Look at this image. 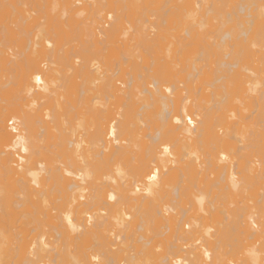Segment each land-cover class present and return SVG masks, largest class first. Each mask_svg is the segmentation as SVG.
Listing matches in <instances>:
<instances>
[{
  "label": "bare ground",
  "instance_id": "6f19581e",
  "mask_svg": "<svg viewBox=\"0 0 264 264\" xmlns=\"http://www.w3.org/2000/svg\"><path fill=\"white\" fill-rule=\"evenodd\" d=\"M102 1L58 2L51 33L45 1L0 0L18 25L0 47V264H264V163L229 135L264 123V78L243 64L264 48V0H223L213 20L239 29L204 40L192 27L215 1ZM177 20L181 38L151 39Z\"/></svg>",
  "mask_w": 264,
  "mask_h": 264
},
{
  "label": "rangeland",
  "instance_id": "374dc122",
  "mask_svg": "<svg viewBox=\"0 0 264 264\" xmlns=\"http://www.w3.org/2000/svg\"><path fill=\"white\" fill-rule=\"evenodd\" d=\"M41 1L42 2H44L43 4H44V6L45 7H48V12L46 11V10H43V11H45V13L44 12H39L40 14V16H42V17H44V21L41 19L40 21H42L41 23H46V25L44 26V23L43 24H41L42 26H41V28L40 29H45V27H47L49 24H50V26H49V32H53V29H55L56 30V28H54L55 27V21H53L52 20V18L54 19V16L55 15H53L54 13H56L57 12V9H58V2H63V0H40V4L41 5H43L42 3H41ZM102 1V0H101ZM146 2H147V0H145ZM149 1H154V0H149ZM203 1H205V0H203ZM212 1H215V3L216 4H218L219 6H220V8H219V11L218 12H213L212 13V15H210V13L207 15L206 14V12L205 11H202L201 12V15L203 16V17H200V19L201 20H203V22H200V24L198 25V23L197 24H195L192 28L194 29L193 31H195V33H197V36L199 37V35L201 36V35H203V37L201 36V40H204L205 39V37L208 39L209 37H212V36H214V34H217L218 32H220L221 30V28H222V22H220L221 21V19L220 20H216L217 21V23L215 22V20H213V18L214 19H216L215 17L217 16V17H219V15L218 14H215V13H222L223 11L225 12L226 10H227V8H226V10H224L223 9V0H212ZM254 1H256V0H254ZM51 2H52V4H51ZM54 2H55V4H54ZM57 2V3H56ZM102 2H104V0L102 1ZM175 2H177V1H175ZM178 2H180L179 0H178ZM207 2V0L205 1V2H203L204 4ZM180 3H182V1L180 2ZM179 3V4H180ZM176 4H178V3H176ZM178 4V5H179ZM54 5V6H53ZM57 5V6H56ZM153 6H155L154 4H152V9H154V8H156V6L153 8ZM33 7H34V5H33ZM6 8H8V7H4L3 8V10H4V12H2L3 10H1L0 12H2V14H4L3 16H1L0 15V28H1V26H2V28H3V30L2 29H0V47H1V45H2V47L3 46H5V44H7L8 43V45L7 46H5V48L3 47V48H1V49H4V50H6V49H8V52L10 53V47H12V48H14L15 46V44L16 43H13V42H11V43H9L7 40H9V38H10V36H8V35H10L9 33H8V27L10 28H12L13 27V30H15V32H16V29H18V28H16V29H14L15 27H17L16 26V24L17 23H13V22H10V21H12V19H13V16H12V19H10V17H9V15H8V13H7V11H6ZM55 8H57L56 9V11L52 14V12H53V10ZM150 9H151V6L149 7ZM179 8V7H178ZM2 9V8H1ZM47 9V8H46ZM53 9V10H52ZM46 12H47V16H45V14H46ZM7 13V14H6ZM6 14V15H5ZM223 14H225V13H223ZM264 14V13H263ZM35 15H38L37 13L35 14ZM52 17H50V16ZM53 15V16H52ZM213 15L215 16V17H213ZM221 15V14H220ZM206 16V17H205ZM225 15H223L222 17H224ZM4 17V18H3ZM9 19H8V18ZM45 17H47V18H45ZM51 18V20H50V22L51 23H49L48 25H47V22H45L48 18ZM264 18V17H263ZM262 18V22H261V25L263 24L264 25V19ZM3 19H5V20H3ZM154 19H156L155 17H154ZM9 20V21H8ZM55 20V19H54ZM200 20V21H201ZM1 21H2V23H1ZM8 21V22H7ZM48 21V20H47ZM206 21V22H205ZM214 21V22H213ZM10 22V23H9ZM54 24H53V23ZM219 22V23H218ZM12 23V24H11ZM204 23V24H203ZM11 24V25H10ZM218 24H220V25H218ZM5 25H6V27H5ZM8 25H10V26H8ZM54 25V26H53ZM133 25V24H132ZM136 26H137V24H135ZM133 26V28L135 29V27L136 26ZM201 25H203V26H201ZM228 25H230L229 27H227V24H225L224 26L226 27H224L223 26V28H222V31H223V29L224 30H227V29H229V28H235L236 30H238L239 29V27L237 28V27H235V23H230V24H228ZM125 26H127L128 27V25H125ZM140 26V25H139ZM159 26H161V25H159ZM158 25H156V27L158 28L159 27ZM167 26V27H166ZM182 24L181 23H179L178 22V20L177 21H175V22H172L171 23V25H164V27L163 26H161V27H159L158 29H156V30H153L152 29V31L154 32L155 31V35H153L152 37H151V39H153V40H156L157 39V37H158V32H159V34H162L163 35V33H165L164 35H170V36H172V37H177V39H179V38H181V34H183L184 32V26H182ZM221 28H220V27ZM236 26H238L237 24H236ZM51 27V28H50ZM126 27V29H128ZM217 27V28H216ZM264 27V26H263ZM7 28V30H5L4 31V29H6ZM132 26L130 27V29H128L130 32L129 33H127V35L129 36V35H134V33H132L131 31H132ZM137 28H139V29H144V27H136V29ZM182 28V29H181ZM216 28V29H215ZM220 28V29H219ZM50 29H52L51 31H50ZM125 29V28H124ZM135 29V30H136ZM142 29V30H143ZM212 29H214L213 30V32L211 31ZM54 30V31H55ZM138 30V29H137ZM180 30H181V32H180ZM183 30V31H182ZM3 33H2V32ZM122 31H124V30H121L120 32H119V34H117V36L119 37V39L118 38H116L117 40L115 41V43H113L114 44V47L112 48V46H113V44L111 45L110 44V46H109V48H108V51L106 52H103V57H104V59H105V61H104V65L106 66V68L107 69H110L109 67H111V69H113L114 70V68H115V66H116V63L119 61V62H121L122 60V58L121 57H123V56H121V55H127L126 53V51H124L125 49H126V47H124L123 48V42L124 41H126L127 39H125L126 37H128L126 34H124V35H122L121 33H122ZM134 31V30H133ZM4 32H6V34L4 35ZM51 32V33H52ZM126 32V31H125ZM161 32V33H160ZM234 32H235V30H234ZM130 33H132V34H130ZM200 33V34H199ZM203 33V34H202ZM213 33V34H212ZM235 33H238V32H235ZM152 34H154V33H152ZM212 34V35H211ZM7 35V36H6ZM166 35V36H167ZM177 35V36H176ZM179 35H180V37H179ZM121 36H122V38H121ZM155 36H156V39H155ZM196 36V35H195ZM196 36V37H197ZM9 37V38H8ZM75 37H76V35H74V38H73V34H72V36H71V39H74L75 40ZM172 37H169L168 38V36L166 37L167 38V40H174L173 41V43L175 42V39H172ZM7 38V39H6ZM204 38V39H203ZM121 39V40H120ZM128 39H129V37H128ZM130 39H131V37H130ZM130 39L129 40H127L126 41V44L127 43H131V42H128V41H130ZM158 39H160L159 37H158ZM197 39V38H196ZM78 40V39H77ZM123 40V41H122ZM199 40V39H198ZM5 41V42H4ZM6 41H7V43H6ZM118 41H119V43L121 44V46H120V44L118 43ZM4 42V43H3ZM79 42V40L77 41V44H79L78 43ZM125 43V42H124ZM4 44V45H3ZM71 44V46H73L74 45V42H72V43H70ZM73 44V45H72ZM76 43H75V45H77ZM9 45H10V47H9ZM202 45L203 44H201V45H196V48L195 49H192L191 48V46H189L187 49H186V51L184 52V56L185 57H188V58H190L191 59V57H192V55H193V57H196V55H197V58H198V52L201 50V48L200 47H202ZM262 45V44H261ZM257 46V45H256ZM255 46V49H257V50H253V48L254 47H251L250 49V52L249 53H246V59H245V62H243V64H244V66L246 67H248V65H249V63L251 64L250 66H249V68L250 67H252V66H254V67H252V69H253V71H255V70H257V71H255L254 73H257V74H254V76L258 79V80H260V81H262L263 80V78H264V75H263V73H264V69H262V68H264V48L262 47V50L260 49V45L258 46V48ZM9 47V48H8ZM67 47V46H66ZM193 47V46H192ZM194 48V47H193ZM200 49V50H199ZM246 49V48H245ZM119 50V51H118ZM121 50V51H120ZM242 50V52H243V49H241ZM249 50V49H248ZM252 51V52H251ZM255 51V52H254ZM261 51H263L262 52V54H259V53H261ZM116 52V53H115ZM118 52V53H117ZM122 54H121V53ZM125 52V53H124ZM241 52V53H242ZM246 52V51H245ZM248 52V51H247ZM108 53V54H107ZM136 52H134V54H135ZM138 53V52H137ZM195 53V54H194ZM240 53V54H241ZM255 53V54H254ZM107 54V55H106ZM143 54V53H142ZM141 54V55H142ZM248 54H250V55H248ZM121 57H120V56ZM124 55V56H125ZM136 55V54H135ZM137 55H139V54H137ZM144 56L146 55V54H143ZM142 55V56H143ZM181 55V54H180ZM241 55H243V53L241 54ZM260 55V56H259ZM106 56H108V57H106ZM143 56V57H144ZM249 56H251V58H249ZM261 57V58H260ZM114 58V59H113ZM139 58V57H138ZM254 58V59H253ZM257 58V59H256ZM113 59V60H112ZM116 59V60H115ZM118 59V60H117ZM195 58H192V60L191 61H193ZM250 59V60H249ZM102 60V59H101ZM108 60H110V61H108ZM139 60V59H138ZM258 60L260 61V62H258ZM106 61L107 62H110V63H106ZM190 61V62H191ZM201 61V62H200ZM198 60V61H196L195 63H197V65H199V66H204L203 64H205L206 66L205 67H203L204 69V71H206L207 73H209V67H208V65H207V63H205V61H203V60ZM244 61V60H243ZM258 63H260V64H256L257 62ZM113 62L115 63V64H113ZM101 63H103V60H102V62ZM109 64H112L111 66H109ZM201 64V65H200ZM246 64V65H245ZM103 65V64H102ZM113 66H114V68H113ZM124 66V65H123ZM127 65H125L124 67H126ZM260 68V70H259V68ZM106 68H104L103 70H106ZM206 68H208V69H206ZM255 68H258V69H255ZM108 70V71H112V70ZM261 69L263 70V71H261ZM107 71V70H106ZM251 71V70H250ZM259 71V72H258ZM110 72H107V74L109 73L110 74ZM261 72V73H260ZM246 73V72H245ZM260 73V74H259ZM246 74H248V73H246ZM249 75V74H248ZM254 77V78H255ZM260 77H263V78H260ZM242 79H244V78H242ZM241 79V80H242ZM78 81V80H77ZM259 81V82H260ZM239 83L237 82V85H238ZM259 87V86H258ZM258 89L259 88H257V91H258ZM263 88L262 87H260V89H259V91H261ZM259 93H257L256 95H258ZM254 96H255V94H254ZM255 97H257V96H255ZM248 99H250V98H245V100H243V101H249V102H246V104L248 105V106H250V111H251V109L253 110L255 107H254V105L255 104H251V103H253V102H255V103H257V99H255L253 102H252V100L250 99V100H248ZM110 101H111V99H110ZM113 101V100H112ZM111 101V102H112ZM107 102V101H106ZM110 102V103H111ZM262 102V101H261ZM2 102H0V104H1ZM108 103V102H107ZM260 103V101H258V104ZM250 104V105H249ZM257 104V105H258ZM253 105V106H252ZM260 106L259 107H257L258 109L260 108V111H262V107H261V103L259 104ZM252 106V107H251ZM111 107H113V105L112 106H110V109L112 110V108ZM115 107V110L116 109H118V108H116L117 107V105H115L114 106ZM114 107H113V110H112V112H115V110H114ZM249 108V107H248ZM120 109V108H119ZM117 111H119V110H117ZM262 113H264V110L262 111ZM261 113V114H262ZM255 114H259V111H257V112H255ZM254 114V115H255ZM261 114H260V116H261ZM253 115V116H254ZM257 115H255V117H253L252 116V118H251V116L249 117V118H247L246 120H244L243 121V124H242V126H240V125H238V126H236V130H230L229 132H231L229 135H230V138H233L232 139V142H235V140L237 139H240L246 146H247V148H245L242 152H241V156H240V158H243V159H238L239 161H241L242 160V162H247V161H250L251 162V160L253 161L254 159L256 160V161H260V163H264V162H262L263 160H264V155H263V153H264V123H263V121H261V119H260V117L259 116H257ZM264 115V114H263ZM262 115V116H263ZM257 116V117H256ZM262 116H261V118H262ZM259 117V118H258ZM82 118V120L84 119L83 117H81ZM254 118H256V119H254ZM264 118V117H263ZM259 120V121H258ZM264 120V119H263ZM83 121H85V120H83ZM261 121V122H260ZM83 124H84V122H83ZM240 127H244V134H238V129L240 128ZM82 128H83V125H82ZM238 128V129H237ZM81 129V128H80ZM79 129V131H81ZM85 129H86V126H85ZM84 130V129H83ZM82 130V131H83ZM81 131V132H82ZM224 131V130H223ZM236 131H237V133H236ZM83 134V133H82ZM75 135L77 136L78 135V130H77V133H75ZM81 135V133L78 135V136H80ZM249 146V147H248ZM260 150V151H259ZM253 151H255V153L253 152ZM258 152V153H257ZM262 153V154H261ZM258 154V155H257ZM263 155V156H261V155ZM244 155V156H243ZM252 155V156H251ZM254 155V156H253ZM259 155L261 156V158L259 157ZM255 156H257V157H255ZM253 157V158H252ZM263 157V158H262ZM258 160H257V159ZM244 160V161H243ZM254 160V161H255ZM255 161V162H256ZM245 164V163H244ZM247 164H249V162H247ZM247 164L245 165V167H247ZM261 164V165H262ZM253 165V164H252ZM249 166H251L250 164H249ZM248 166V167H249ZM254 166V165H253ZM262 167H264V164L262 165ZM252 170V169H251ZM253 171V170H252ZM254 172V171H253ZM255 172H256V170H255ZM256 174V173H255ZM213 175V174H212ZM212 177V176H211ZM214 177V176H213ZM259 184V185H258ZM257 184V186L258 187H260V189H262L261 188V185H260V183H258ZM258 187H256V188H258ZM259 189V188H258ZM259 192H261V190H259ZM257 193H258V191H257ZM263 193V192H262ZM262 193L260 194L261 196H263L262 195ZM259 195V194H258ZM258 198V196L256 197V199ZM261 199V201H263L264 199H263V197H261L260 198ZM259 199V200H260ZM263 199V200H262ZM254 202V201H253ZM248 204H249V206L250 205H252L251 203H249L248 202ZM264 201L262 202V203H260V201L259 202H257L256 204L254 203V205H252V207H253V209H252V211H255L256 212V214H257V218L259 219V218H261V216L264 214ZM209 221V220H208ZM210 223V222H209ZM214 224V223H213ZM261 240V242H262V239H260ZM250 241H247V242H244V243H249ZM263 243V242H262ZM260 248H261V246H259ZM261 250H263V249H261ZM262 255L264 254V251L261 253ZM2 259V258H1Z\"/></svg>",
  "mask_w": 264,
  "mask_h": 264
},
{
  "label": "snow or ice",
  "instance_id": "6c2138e0",
  "mask_svg": "<svg viewBox=\"0 0 264 264\" xmlns=\"http://www.w3.org/2000/svg\"><path fill=\"white\" fill-rule=\"evenodd\" d=\"M37 80L39 81V77H37ZM191 122V121H190Z\"/></svg>",
  "mask_w": 264,
  "mask_h": 264
},
{
  "label": "built area",
  "instance_id": "2783aa9c",
  "mask_svg": "<svg viewBox=\"0 0 264 264\" xmlns=\"http://www.w3.org/2000/svg\"><path fill=\"white\" fill-rule=\"evenodd\" d=\"M9 125H11V124H9Z\"/></svg>",
  "mask_w": 264,
  "mask_h": 264
}]
</instances>
